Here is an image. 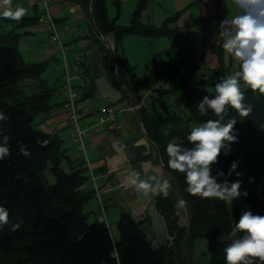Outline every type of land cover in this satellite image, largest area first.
<instances>
[{"label": "trees", "instance_id": "16d2710c", "mask_svg": "<svg viewBox=\"0 0 264 264\" xmlns=\"http://www.w3.org/2000/svg\"><path fill=\"white\" fill-rule=\"evenodd\" d=\"M69 1L80 5L91 19L94 34L88 36L89 46L99 47L103 54L101 71L122 91L124 99L140 102L145 91L164 85L163 89H158L157 96L149 98L147 106L140 109L139 117L145 133L157 146L173 187L189 207L190 228L177 224L176 206L163 195H159L155 204L165 218L169 236L173 238L171 244L158 241L159 246L153 245L155 236L147 235L141 228L143 224H150L147 215L138 220L131 213L122 212L117 223L120 234L117 242L105 220L89 223L83 209L96 191L87 192L82 188L91 177L85 162L82 168L81 164L75 165L63 141L43 133L35 123L38 115L50 111L54 92L41 82L29 93L22 88L28 80L38 81L48 63L27 62L19 51L21 34L15 30H0V112L7 117L0 121V143L8 136L10 149V155L0 160V206L8 210L10 220L8 225L0 227V264H180L183 248L187 246L191 254L198 239L209 241L210 264H226L224 248L231 242L228 236L242 212L264 216V94L250 88L243 91L244 104L252 107L247 117H241L228 106L224 122L236 119L234 132L238 140L231 144V151L227 155L222 152L218 163L212 166V175L218 183L225 179L229 183L236 179L242 181L241 196L229 203L192 195L186 190L185 174L168 167L166 148L173 138H178V143L184 147H193L187 140L191 123L199 126L209 119H218L210 109L202 115L198 103L206 95L214 97V86L220 80L198 77L199 67L181 57L148 65L147 76L141 78L136 66L118 55L129 36L172 37L177 27L171 24L182 11L160 26L145 24L142 16L151 0H137L130 25L123 26L118 24L122 0H110L117 11L115 18L109 16V0ZM39 13L19 21L5 19L20 27L35 26ZM109 34L115 38L114 53L107 49L102 38ZM85 67L90 81L81 96L88 99L97 90L98 76L91 73L88 63ZM183 70H189L190 74L184 75ZM217 70L230 69L220 64ZM171 96L177 97L169 109L165 103ZM165 129L167 135H164ZM20 144L27 148L30 156L20 154ZM233 161L239 162L236 171L243 174L240 177L235 172L228 175ZM64 162L68 163L70 172L62 167ZM220 172L224 173L223 177L218 175ZM50 178H54L53 184ZM21 220L18 230H10L12 224Z\"/></svg>", "mask_w": 264, "mask_h": 264}, {"label": "clouds", "instance_id": "9594fccd", "mask_svg": "<svg viewBox=\"0 0 264 264\" xmlns=\"http://www.w3.org/2000/svg\"><path fill=\"white\" fill-rule=\"evenodd\" d=\"M233 2L238 14L230 19L225 18L220 27L223 29L222 35L226 37L223 49L238 59L240 70L215 84L213 98L206 95L198 103V110L202 115L210 109L218 119H209L191 129L187 140L193 147H184L178 143V138H173L166 148L168 167L185 174L186 190L189 193L229 203L241 196L242 181L236 179L229 183L225 179L218 183L217 178L212 175V166L218 163L221 153L227 155L231 151V144L238 140L234 132L236 119L224 122L227 109L230 106L241 117H247L251 113V105L244 104L241 81L253 92L264 94V0ZM0 7L5 9L2 15L6 19L19 21L26 14V10L19 6L11 10V0H0ZM6 118L0 112V121ZM163 132L164 135L168 134L167 129ZM8 141L9 137L4 136L3 143H0V160L10 155ZM19 149L21 155L30 156L23 144L19 145ZM238 163L232 162L229 176L233 172L237 177L243 175L236 171ZM218 175L223 177L224 173L220 172ZM125 179L127 183L146 193L168 188L167 182L153 185L135 171L129 172ZM244 196H247V192H244ZM9 223L8 210L0 206V227ZM21 224L22 220L12 224L10 230H18ZM228 239L231 242L224 248L226 264H257V261L264 264V216L251 211L242 212Z\"/></svg>", "mask_w": 264, "mask_h": 264}, {"label": "crops", "instance_id": "0c3cea01", "mask_svg": "<svg viewBox=\"0 0 264 264\" xmlns=\"http://www.w3.org/2000/svg\"><path fill=\"white\" fill-rule=\"evenodd\" d=\"M35 4L36 3L29 5L30 7L34 8V16L39 13V9L35 6ZM178 8L179 7H176L175 9L179 10ZM148 9L149 8L144 11L142 19H145V17L149 14ZM11 10L15 9L11 8ZM53 14L56 20L61 22V25H64V22H66V19L68 18H70L72 22H80V20L86 19L89 23L88 28L90 30V34L86 35L83 39L79 35L78 30L75 28L70 29V32L67 34V38L65 40L67 45L66 62L64 57L60 55L58 45L51 46L44 51L41 50V54L38 55L40 59L39 61L37 60L36 63L47 62L48 68L38 81L28 80L22 85V88L25 92L29 93L41 82L44 83L49 89L53 90L54 95L50 102V111L48 113H42L38 115L35 123L37 128L43 133L49 134L50 136L56 137L63 141V146L67 155L72 161L75 162V165L81 164L80 167L82 168L83 154L76 148L70 139L71 128L68 125L62 110L64 99L63 79L66 71H68L70 75L72 74L71 76L73 77L77 76L78 78H75L74 80L79 81V84H75V86L77 87L79 94L83 95V91L90 81L89 75L86 74L85 67L88 63V54L91 49L88 44V36H91L92 33L94 34V30H92L91 19L81 8V6L69 0H57V3L53 8ZM34 16L26 15V17L23 16L22 18H31ZM18 27L20 26L18 25ZM23 28H26L29 34L43 33V35L46 34L44 35V38H48L47 33L37 26H25ZM222 32L223 29L221 28V34ZM104 38L106 47L107 45L115 46V38L113 34H109ZM160 39L149 38L148 42H146L157 45L154 46V50L156 52L153 55L156 60L168 61L177 59L179 57L183 58V56H181L183 55L182 53H177L179 50L177 40L172 43H168L163 40V38ZM72 43L82 44V49L77 59L70 67L67 59V53L70 50V44ZM122 52L121 54L118 52V55L120 57L127 58L130 62V59L126 53ZM227 57L229 59L228 63L220 61L219 65L222 64L225 67L239 63L238 59L233 54L227 53ZM59 59L63 61V69H61V63ZM76 71L77 75L75 74ZM92 97H94L96 101L93 104H90L92 102L90 97V101L85 105L86 117L84 124L88 132L87 153L91 163L92 171L96 176V182H94L93 179L89 177L82 188L84 191L92 192L96 191L97 186L100 191V200L98 199L97 195H95L93 199L87 205H85L83 209L84 213L87 214L89 218L92 215V223L95 221H100L103 215L102 210L105 212L106 217L111 215L113 220L117 223L122 212L131 213L133 217L138 220L145 219V210L137 195L136 188L135 186L127 183L125 179L126 176H124V166L128 164V162H126V160H124L122 157L125 156L123 143L134 136L140 137V141L136 146V159L132 161L130 165L131 171L139 173L141 178L145 176L146 170L150 168L157 170L160 177L162 170H165L161 165L162 163L159 158L157 146L148 138L147 134L145 133L143 125L140 121L139 112L133 113L131 111L125 110L126 107L133 102L130 99H124L121 90L116 88V100L113 102L117 113L118 132L116 133L107 131L105 126L101 125L99 121L98 110L102 106H105L109 103L100 96L98 90L94 92ZM106 156H113V160L109 166L106 164ZM115 159L117 161V167L113 168L112 164L114 163ZM157 160L158 163H156ZM64 165H66L65 170L70 172L71 170L68 163L64 162L62 164L63 168ZM100 201L104 206L103 208L101 207Z\"/></svg>", "mask_w": 264, "mask_h": 264}, {"label": "rangeland", "instance_id": "374dc122", "mask_svg": "<svg viewBox=\"0 0 264 264\" xmlns=\"http://www.w3.org/2000/svg\"><path fill=\"white\" fill-rule=\"evenodd\" d=\"M34 3H36V0H11V8L16 9L18 6L22 7L26 10L25 17L26 15L34 16V8L29 6ZM136 5L137 0H123V8L118 19V24L123 26L130 25V19ZM176 7H179V10L175 9ZM37 8L41 11L39 6ZM148 8L149 14L147 16L145 15L146 17L145 19H142V21L145 24L153 23L152 25L157 26L162 25L165 20L174 17L178 11H182L178 20L171 24L172 27H177V32H175L172 37H163V40L168 43L177 40L179 49L177 53L183 54L181 56H183L185 62L190 60L200 69H217L220 61L228 63V52L223 49V43L226 37L221 34L220 23L225 18L230 19L238 14V9L233 0H151ZM4 10L3 7H0V30L2 32L15 30L17 33L21 34L19 51L22 53L26 61L36 63V61H39L40 59L38 55L41 54V50L44 51L51 46L58 45L57 42L52 40L50 33L47 31L44 32L47 33L49 39L44 38V35L46 34L43 35V33L25 34L27 32L26 28L18 27L17 24L4 18L2 15ZM108 11L111 18L117 16V11L111 4L110 0L108 1ZM57 24L58 27H62L61 22H58ZM88 24L89 23L86 19H82L80 22H72V20L68 18L66 19V22H64V25L78 30L79 35L83 39L86 35L90 34ZM217 28H219V32L215 30ZM66 38L67 37H64V41ZM148 40L149 38L147 37L129 36L124 40L122 49L120 48L119 50L120 54L122 51L126 53L131 64L136 66V73L141 78L147 76L148 65L160 63L153 57L156 52L154 46L157 45L154 43H146ZM81 49L82 44L80 43L70 44V50L67 53L70 67L79 56ZM110 52L114 53L112 50H110ZM59 61L61 63V69H63V61L61 59H59ZM225 68L233 71L236 66L234 64L232 66H225ZM75 74L77 75V71ZM73 83L77 85L79 84V81L73 80ZM176 97L177 96H171L170 100H167L165 103V106L170 109L174 105ZM91 101L90 104H93L96 100L94 97H91ZM160 109L162 110V107H160ZM182 113L186 114V111L183 110ZM196 126L195 123H191V128ZM64 169H66V165H64ZM49 180L50 183H54V178H50ZM165 182H167L168 188L166 190L159 189V195L169 198L170 201L174 203L178 215L177 224L180 227L189 229V207L175 187L172 189V179L169 174L165 170H162L160 185H163ZM102 214V218H104L107 223L113 239L116 242L119 241L120 234L117 222L113 220L111 215L106 217L103 210ZM91 216L89 218V223H92ZM141 228L147 235L155 236L150 224H143L141 225ZM153 245L155 247L159 246L156 236L155 240H153ZM178 263L210 264L209 241L207 239L196 240L194 250L191 254L189 253L187 246L184 247L181 259L178 260Z\"/></svg>", "mask_w": 264, "mask_h": 264}, {"label": "built area", "instance_id": "2783aa9c", "mask_svg": "<svg viewBox=\"0 0 264 264\" xmlns=\"http://www.w3.org/2000/svg\"><path fill=\"white\" fill-rule=\"evenodd\" d=\"M57 0H36L37 6L41 8V11L38 16V20L35 26L40 29L47 31L50 33V36L53 41L57 42L59 47L60 55L64 57L66 62V52L67 45L64 41V37L70 32V27L66 25H62V27H58L56 18L53 14V8L56 5ZM104 42L105 38L102 37ZM88 40V44H89ZM109 50L114 51V45H107ZM67 69V68H66ZM240 70V65H236V68L232 71L229 70L227 72H220L217 69H200L196 71V75L200 78H214L218 80H222L227 78L229 75L234 74L236 71ZM182 73L184 75H189V70H183ZM76 77L70 75L68 71H66L63 79V106L62 110L64 116L67 120L68 125L71 128L70 139L76 148L82 152L83 161L85 162V167L89 170L90 176L94 182H96V176L94 175L91 167V163L88 157L87 149H88V132L85 127V117H86V109L85 104L89 101L88 99H83L79 94L77 87L73 83V80ZM164 85L160 84L152 89H149L144 92L142 99L140 102L132 103L126 107L125 110L131 111L133 113H137L140 111L142 107L147 106V101L151 97H156L158 89H163ZM248 87L244 85L243 81H241V90H247ZM99 121L101 125H104L106 130L111 133L118 132L117 128V113L116 108L113 103L102 106L99 110ZM113 160V156H106V164L109 166L111 161ZM111 172V171H110ZM96 195L100 200V191L96 186ZM101 202V201H100ZM101 207L103 208V204L101 202Z\"/></svg>", "mask_w": 264, "mask_h": 264}, {"label": "water", "instance_id": "95a60500", "mask_svg": "<svg viewBox=\"0 0 264 264\" xmlns=\"http://www.w3.org/2000/svg\"><path fill=\"white\" fill-rule=\"evenodd\" d=\"M88 65L90 67L91 73L95 76H98L95 82L100 96L108 103L115 102L116 88L113 83L103 75L101 71L102 54L98 46H93L90 49V52L88 54ZM139 141L140 137L134 136L123 143L125 160L126 162H128V164L124 166V176H127L129 172H131L130 163L136 159V146ZM161 165L166 170L165 166L163 164ZM142 179L147 180L153 185H155L156 183H161V177L157 170H155L154 168L146 170V174ZM136 191L144 210H146V215L150 219V224L157 240L161 244H171L173 241L169 236L165 218L157 210L155 204L156 199L159 197V189H157V191L155 192L149 191L146 193L143 190H139L136 188ZM102 221H104V218L100 219V222Z\"/></svg>", "mask_w": 264, "mask_h": 264}, {"label": "bare ground", "instance_id": "6f19581e", "mask_svg": "<svg viewBox=\"0 0 264 264\" xmlns=\"http://www.w3.org/2000/svg\"><path fill=\"white\" fill-rule=\"evenodd\" d=\"M125 155V154H124ZM123 157V159L125 160V156H122ZM117 161H116V159H115V161H114V163L112 164V166H113V168H116L117 167Z\"/></svg>", "mask_w": 264, "mask_h": 264}]
</instances>
